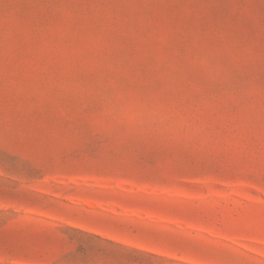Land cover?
I'll return each mask as SVG.
<instances>
[{"label":"rangeland","instance_id":"rangeland-1","mask_svg":"<svg viewBox=\"0 0 264 264\" xmlns=\"http://www.w3.org/2000/svg\"><path fill=\"white\" fill-rule=\"evenodd\" d=\"M0 264H264V0H0Z\"/></svg>","mask_w":264,"mask_h":264}]
</instances>
